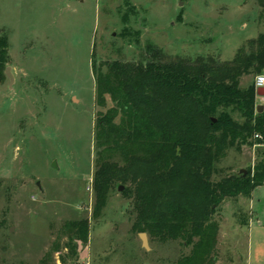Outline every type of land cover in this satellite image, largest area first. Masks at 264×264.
Listing matches in <instances>:
<instances>
[{
  "label": "rangeland",
  "instance_id": "obj_1",
  "mask_svg": "<svg viewBox=\"0 0 264 264\" xmlns=\"http://www.w3.org/2000/svg\"><path fill=\"white\" fill-rule=\"evenodd\" d=\"M0 28L15 77L12 87L6 70L0 79V264H39L79 219L90 221L88 242L71 256L64 238L51 264H177L190 248L147 234L146 250L124 188L93 216L95 126L113 103L96 104L92 61H143L149 43L169 59L230 61L264 33L257 0H0ZM259 159L257 146L233 150L216 179ZM217 212V264H264V186Z\"/></svg>",
  "mask_w": 264,
  "mask_h": 264
},
{
  "label": "trees",
  "instance_id": "obj_2",
  "mask_svg": "<svg viewBox=\"0 0 264 264\" xmlns=\"http://www.w3.org/2000/svg\"><path fill=\"white\" fill-rule=\"evenodd\" d=\"M257 3L264 11V0ZM9 47L0 28V79L11 62ZM92 71L96 104L106 107L108 97L113 103L95 126L93 216L100 217L112 191L124 186L133 231L190 248L177 264H217V209L264 186V112H257L255 81L242 84L244 77L264 74V33L230 61L169 59L149 43L143 61L93 60ZM245 145L258 147L254 168L216 179L229 152ZM90 225L88 219L67 221L39 264H51L64 238V248L77 255Z\"/></svg>",
  "mask_w": 264,
  "mask_h": 264
},
{
  "label": "water",
  "instance_id": "obj_3",
  "mask_svg": "<svg viewBox=\"0 0 264 264\" xmlns=\"http://www.w3.org/2000/svg\"><path fill=\"white\" fill-rule=\"evenodd\" d=\"M6 74H7V76L10 79V86L12 87L13 83L15 82V77H14V75H13L10 67H7L6 68ZM257 95L259 97H262L264 95L263 89H257ZM257 112L258 113L264 112V104L261 103V104H259L257 106ZM241 172H244L246 174V171L245 170H242ZM123 188H124V186H120L119 187V190L121 191ZM140 237H141V240L143 242V246L145 247V249L146 250H149L150 248H149V245H148L147 234L146 233H141L140 234Z\"/></svg>",
  "mask_w": 264,
  "mask_h": 264
},
{
  "label": "built area",
  "instance_id": "obj_4",
  "mask_svg": "<svg viewBox=\"0 0 264 264\" xmlns=\"http://www.w3.org/2000/svg\"><path fill=\"white\" fill-rule=\"evenodd\" d=\"M255 85H256V89H263L264 91V74H260L256 77ZM259 98L261 100V103L264 104V95ZM91 190H93V187L92 186L88 187V191H91Z\"/></svg>",
  "mask_w": 264,
  "mask_h": 264
}]
</instances>
